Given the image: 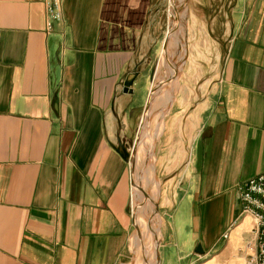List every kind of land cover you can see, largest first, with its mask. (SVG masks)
Returning <instances> with one entry per match:
<instances>
[{
  "label": "crops",
  "instance_id": "crops-1",
  "mask_svg": "<svg viewBox=\"0 0 264 264\" xmlns=\"http://www.w3.org/2000/svg\"><path fill=\"white\" fill-rule=\"evenodd\" d=\"M152 5L63 0V19L48 31L44 0H0V264H125L132 254V171L116 146L152 89L143 82ZM231 28L203 112L198 103L182 118L173 86L152 97L165 135L190 119L192 129L148 264H248L255 255L239 187L264 174V0H236ZM138 65L135 94L125 93ZM145 254L136 264H147Z\"/></svg>",
  "mask_w": 264,
  "mask_h": 264
},
{
  "label": "rangeland",
  "instance_id": "rangeland-1",
  "mask_svg": "<svg viewBox=\"0 0 264 264\" xmlns=\"http://www.w3.org/2000/svg\"><path fill=\"white\" fill-rule=\"evenodd\" d=\"M235 1L153 0L147 30L148 47L152 48L151 68L153 70L156 65L160 66L164 58L166 59L165 55L162 56L165 50L164 43L169 33L171 35L166 52L168 51V59L174 66L173 73L170 69L163 70L157 81L151 82L152 89L154 88L155 91L154 98L163 96L169 89L175 87V92L172 94L173 99L179 97L180 102H184L182 118L192 116V109L199 104L203 112L205 103L220 78L232 36L231 8ZM175 72L176 79H171ZM145 75L143 82L146 85L150 78H148V72ZM169 96L166 95L164 99L169 100ZM158 102L159 100L156 104ZM143 111L138 114L140 115L139 120H135L132 125L133 129L129 133L128 142L135 143L139 137L138 130ZM148 117L147 133L145 138H142L143 142L141 136L139 137L140 148L137 146L135 155H132L130 149L135 162L134 169H132L135 187L130 202V211L137 226V236L131 245L132 254L128 255L125 264H136L137 260L143 258L145 250L147 253L145 262L148 264V248H151L154 253L157 252L160 225L165 222L163 212L176 203L179 177L183 173V164L188 157L187 147L191 138L192 119H190L191 122L184 123L183 131H180L177 128L178 125L175 124L177 127L171 129L170 133L168 130V135H165L167 134L166 121L160 118L157 110L151 111ZM148 133L150 137L152 135L153 141L147 152ZM155 144L158 153H154ZM161 149L164 151L161 152ZM140 187H143L142 197H140ZM139 198H142L140 202ZM136 205L138 209L142 206V209L135 211ZM140 221L143 226L139 225ZM153 262L154 259L151 264Z\"/></svg>",
  "mask_w": 264,
  "mask_h": 264
},
{
  "label": "built area",
  "instance_id": "built-area-1",
  "mask_svg": "<svg viewBox=\"0 0 264 264\" xmlns=\"http://www.w3.org/2000/svg\"><path fill=\"white\" fill-rule=\"evenodd\" d=\"M47 12V29L51 31L56 22L63 19V0H44ZM243 204L242 215L253 223L256 252L248 264H264V174L251 179L239 187ZM227 238V236H225Z\"/></svg>",
  "mask_w": 264,
  "mask_h": 264
},
{
  "label": "water",
  "instance_id": "water-1",
  "mask_svg": "<svg viewBox=\"0 0 264 264\" xmlns=\"http://www.w3.org/2000/svg\"><path fill=\"white\" fill-rule=\"evenodd\" d=\"M173 32V31H172ZM170 35L171 33L168 34V37L166 38L165 40V43H164V53H166V47H167V44H168V41L170 39ZM166 59H168V56H166ZM169 60V59H168ZM170 62V61H169ZM171 64V63H170ZM172 65V64H171ZM158 67L157 65L155 66V68L152 70L151 74H150V81L154 83L155 81V76H156V71H157V68ZM174 67V66H173ZM142 65H138L137 68L134 70V72H132L125 80L124 82V90H125V93H129L131 95H134L135 94V85H136V82L137 80L139 79V77L141 76L142 74ZM176 72L174 74V76L171 77V79H176ZM154 88L151 89L150 91V95H149V99L147 101V104L144 108V111H143V115H142V118H141V121H140V127H139V130H138V136L140 137L141 135V131H142V126H143V120L145 119L146 117V114L151 110V106H152V95L154 94ZM139 137L137 139V141L135 143H132V142H126L125 140L121 139L120 137L118 138V144L116 146V151L122 156V158L130 164L131 166V171L132 169H134V166H135V162L133 161V158H132V155H135V151H136V148H137V144L139 143ZM130 149L132 151V155L130 153ZM132 183H133V188L135 187V183H134V180L132 178ZM143 193L145 194V196L149 199V196L143 191ZM198 252H202L201 250V247L199 246L198 248Z\"/></svg>",
  "mask_w": 264,
  "mask_h": 264
},
{
  "label": "bare ground",
  "instance_id": "bare-ground-1",
  "mask_svg": "<svg viewBox=\"0 0 264 264\" xmlns=\"http://www.w3.org/2000/svg\"><path fill=\"white\" fill-rule=\"evenodd\" d=\"M172 30H173V29H172ZM167 50H168V49H167ZM167 52H168V51H167ZM167 52H166V53L163 52V56H162V57H164V55L168 56ZM162 59H163V58H162ZM167 60H168V59H165V58H164L163 62L160 63V66L158 65L159 67H157L156 76H155V81H157V78H158L159 74H160L163 70L166 69V63H167ZM168 67H169V69H170V72L173 73V65H171L170 62L168 63ZM161 74H162V73H161ZM160 77H162V76H160ZM154 87H155V86H154ZM154 96H155V94L152 95V97H154ZM151 101H152V99H151ZM151 111H152V110H150V111L146 114V117H145V119L143 120V126H142L141 135H140V136H141V141H142V138H145V136H146V132H147V131L145 132V130H147V129L144 130V125H146V124H145L146 118L148 117V115L150 114ZM148 134H149V133H148ZM141 141H139V143L137 144V146H138L139 148H140V146H141ZM142 142H143V141H142ZM138 147H137V148H138ZM137 148H136V149H137ZM138 152H139V151H138ZM150 152H151V151H150ZM136 154H137V153H136ZM138 155H140V154L138 153ZM138 155H137V156H138ZM137 156H136V157H137ZM134 171H135V170H134ZM141 191H142V190H141ZM139 192H140V191H139ZM141 197H142V196H141ZM135 208H136V207H135ZM145 255H146V254H145ZM144 258H146V257H144ZM144 262H145V261H144ZM148 262H149V261H148Z\"/></svg>",
  "mask_w": 264,
  "mask_h": 264
}]
</instances>
